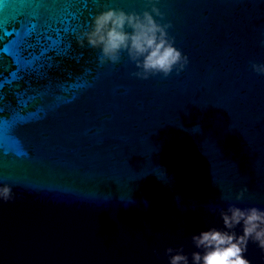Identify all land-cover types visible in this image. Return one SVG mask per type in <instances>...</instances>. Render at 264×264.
Masks as SVG:
<instances>
[{
    "label": "water",
    "instance_id": "obj_1",
    "mask_svg": "<svg viewBox=\"0 0 264 264\" xmlns=\"http://www.w3.org/2000/svg\"><path fill=\"white\" fill-rule=\"evenodd\" d=\"M157 6L188 63L140 78L78 36L149 0H0V264H167L218 209L264 208V0Z\"/></svg>",
    "mask_w": 264,
    "mask_h": 264
},
{
    "label": "clouds",
    "instance_id": "obj_2",
    "mask_svg": "<svg viewBox=\"0 0 264 264\" xmlns=\"http://www.w3.org/2000/svg\"><path fill=\"white\" fill-rule=\"evenodd\" d=\"M157 3L158 0H149L150 10L145 8L142 12L104 7L93 15L90 24L78 36V42L98 48L100 63H115L121 51H126L138 69L132 75L140 78L155 74L167 76L173 70L179 73L188 63V57L168 33L171 22L162 23L155 18L164 16ZM259 43L264 46V34ZM249 63L252 71L264 74V63ZM244 191L246 189L237 192L236 199H240ZM12 197L11 186L0 184V201ZM217 211L223 227L209 226L193 233L191 241L195 250L190 254L183 250V245L166 247L167 264H251L244 255L249 241L264 252V208L229 204ZM237 225L239 232L234 230Z\"/></svg>",
    "mask_w": 264,
    "mask_h": 264
}]
</instances>
